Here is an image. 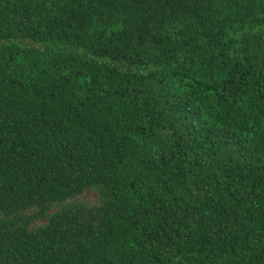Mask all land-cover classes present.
Here are the masks:
<instances>
[{"label":"trees","instance_id":"1","mask_svg":"<svg viewBox=\"0 0 264 264\" xmlns=\"http://www.w3.org/2000/svg\"><path fill=\"white\" fill-rule=\"evenodd\" d=\"M263 47L264 0H0V264H264Z\"/></svg>","mask_w":264,"mask_h":264},{"label":"rangeland","instance_id":"2","mask_svg":"<svg viewBox=\"0 0 264 264\" xmlns=\"http://www.w3.org/2000/svg\"><path fill=\"white\" fill-rule=\"evenodd\" d=\"M257 56H258V62L260 65H262L264 67V47L262 50H259L257 52ZM99 193L97 191H88L85 192L80 198L75 199V200H71L70 202L67 203V205H86L89 207L92 206H97L99 204ZM59 208H54L52 212H55L56 210H58ZM46 224V220L45 219H41L37 222H35L33 224V228H36L38 226H43Z\"/></svg>","mask_w":264,"mask_h":264}]
</instances>
